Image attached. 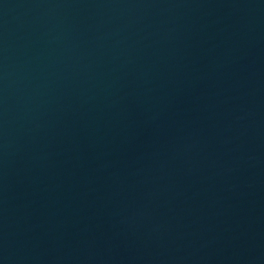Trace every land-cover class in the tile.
<instances>
[{
  "label": "water",
  "instance_id": "95a60500",
  "mask_svg": "<svg viewBox=\"0 0 264 264\" xmlns=\"http://www.w3.org/2000/svg\"><path fill=\"white\" fill-rule=\"evenodd\" d=\"M0 264H264V0H0Z\"/></svg>",
  "mask_w": 264,
  "mask_h": 264
}]
</instances>
